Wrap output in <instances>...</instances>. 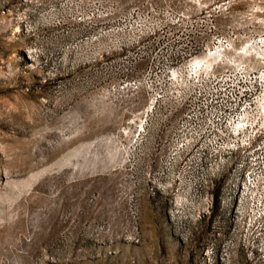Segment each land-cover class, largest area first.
I'll list each match as a JSON object with an SVG mask.
<instances>
[{
    "label": "rangeland",
    "instance_id": "obj_1",
    "mask_svg": "<svg viewBox=\"0 0 264 264\" xmlns=\"http://www.w3.org/2000/svg\"><path fill=\"white\" fill-rule=\"evenodd\" d=\"M263 97L264 0H0V264H264L206 146Z\"/></svg>",
    "mask_w": 264,
    "mask_h": 264
},
{
    "label": "built area",
    "instance_id": "obj_2",
    "mask_svg": "<svg viewBox=\"0 0 264 264\" xmlns=\"http://www.w3.org/2000/svg\"><path fill=\"white\" fill-rule=\"evenodd\" d=\"M124 84L133 90L143 88L148 92L149 111L155 102L163 98V93L160 89H154L151 80L138 78ZM251 87L245 100L248 105L257 95L260 83L255 82ZM239 118L233 126L221 132V140L206 144L212 156L209 174L211 178H216L227 173L228 182L223 191L230 198V207L236 219L257 234V230L264 224V120L253 124L246 120V116ZM140 132L137 131V134ZM134 141L135 146H141L146 141L144 129ZM194 145L195 143L185 142L177 146L176 143L169 142L165 163L171 167L176 161L177 149H180V153L191 154ZM166 185L159 184L156 189L164 190Z\"/></svg>",
    "mask_w": 264,
    "mask_h": 264
},
{
    "label": "bare ground",
    "instance_id": "obj_3",
    "mask_svg": "<svg viewBox=\"0 0 264 264\" xmlns=\"http://www.w3.org/2000/svg\"><path fill=\"white\" fill-rule=\"evenodd\" d=\"M211 55V53H210ZM213 55V54H212ZM202 63L201 59H195L194 61H191L189 64V68H196ZM263 95V94H262ZM262 101L264 102V97L262 98ZM150 106V105H149ZM142 130V128L139 127V131Z\"/></svg>",
    "mask_w": 264,
    "mask_h": 264
}]
</instances>
